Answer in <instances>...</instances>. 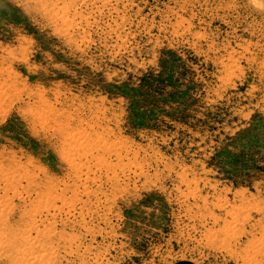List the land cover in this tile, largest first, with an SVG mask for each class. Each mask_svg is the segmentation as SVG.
Wrapping results in <instances>:
<instances>
[{
	"label": "rangeland",
	"instance_id": "obj_1",
	"mask_svg": "<svg viewBox=\"0 0 264 264\" xmlns=\"http://www.w3.org/2000/svg\"><path fill=\"white\" fill-rule=\"evenodd\" d=\"M0 264H264V0H0Z\"/></svg>",
	"mask_w": 264,
	"mask_h": 264
}]
</instances>
